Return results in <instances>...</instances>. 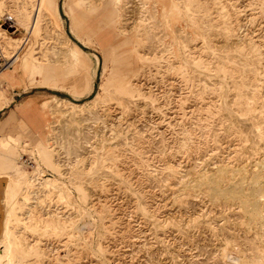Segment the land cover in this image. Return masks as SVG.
Masks as SVG:
<instances>
[{"label":"rangeland","instance_id":"obj_1","mask_svg":"<svg viewBox=\"0 0 264 264\" xmlns=\"http://www.w3.org/2000/svg\"><path fill=\"white\" fill-rule=\"evenodd\" d=\"M42 4L0 0V264H264V0Z\"/></svg>","mask_w":264,"mask_h":264},{"label":"bare ground","instance_id":"obj_2","mask_svg":"<svg viewBox=\"0 0 264 264\" xmlns=\"http://www.w3.org/2000/svg\"><path fill=\"white\" fill-rule=\"evenodd\" d=\"M48 2V1H47ZM43 0H40V7L38 8V9H36L35 11H34V14L32 15L31 14V16L29 15L28 16V18H30L31 17V19L33 20L34 19V21H35V27H37L38 26V24H39V22H40V16L41 15H45V14H47L46 13V11H45V9H44V7H43ZM24 21L22 22V21H20V24L14 19V24L15 25H17V26H19V27H23V26H25L24 24ZM146 26V25H145ZM18 27V28H19ZM25 27H27V29H28V31H30L31 30V25H26ZM33 27V26H32ZM20 40V39H19ZM21 41H23L22 43H18L19 44V46H20V44H22V46L24 47V48H22V51H20V55H19V57H18V60L19 61H21L22 62V65L26 68L27 66H29L28 65V58L29 57H31L32 59L33 58H35V56L34 55H32V51L34 50L33 49V44H34V41L32 40V37L31 38H27L26 37V41H25V39H21ZM25 41V42H24ZM17 44V43H16ZM32 59H30V60H32ZM35 60H37V58H35ZM51 74L53 75V76H56V74H54L53 72H51ZM55 78V77H54ZM53 80V79H52ZM14 195V194H13Z\"/></svg>","mask_w":264,"mask_h":264}]
</instances>
